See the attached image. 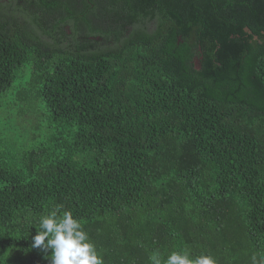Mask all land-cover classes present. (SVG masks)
<instances>
[{
	"label": "trees",
	"instance_id": "trees-1",
	"mask_svg": "<svg viewBox=\"0 0 264 264\" xmlns=\"http://www.w3.org/2000/svg\"><path fill=\"white\" fill-rule=\"evenodd\" d=\"M92 1L0 0V105L61 129L0 151V264H264V5Z\"/></svg>",
	"mask_w": 264,
	"mask_h": 264
},
{
	"label": "rangeland",
	"instance_id": "rangeland-1",
	"mask_svg": "<svg viewBox=\"0 0 264 264\" xmlns=\"http://www.w3.org/2000/svg\"><path fill=\"white\" fill-rule=\"evenodd\" d=\"M11 86L14 100L4 99L0 105V151L4 150L11 161H19L41 145L53 147L52 141L61 129L37 93V83H30L23 75Z\"/></svg>",
	"mask_w": 264,
	"mask_h": 264
},
{
	"label": "flooded vegetation",
	"instance_id": "flooded-vegetation-1",
	"mask_svg": "<svg viewBox=\"0 0 264 264\" xmlns=\"http://www.w3.org/2000/svg\"><path fill=\"white\" fill-rule=\"evenodd\" d=\"M203 2L202 0H200ZM213 3L217 2V8L223 9V10H228V18H232V16H248L251 14V9L252 7L255 9L256 5L263 4L264 5V0H210ZM91 8L93 7L94 3L92 0H88ZM109 5V0H104V6ZM118 7V6H117ZM256 8H259V6H256ZM259 15L264 16V11L263 12H258ZM116 13H113L111 16H108V27L113 31L114 29L118 28V20L117 17L119 15H116ZM244 29L248 32H251V29L246 25L244 26ZM69 32V30L67 31ZM97 43L96 46L98 45L99 47H105L112 45L114 43V37L113 34H110L108 36H96L95 37ZM197 58H195L196 60ZM199 65V62H198Z\"/></svg>",
	"mask_w": 264,
	"mask_h": 264
},
{
	"label": "water",
	"instance_id": "water-1",
	"mask_svg": "<svg viewBox=\"0 0 264 264\" xmlns=\"http://www.w3.org/2000/svg\"><path fill=\"white\" fill-rule=\"evenodd\" d=\"M194 62L197 65V68H198V60L196 59Z\"/></svg>",
	"mask_w": 264,
	"mask_h": 264
}]
</instances>
